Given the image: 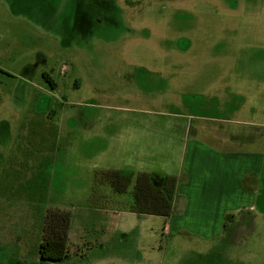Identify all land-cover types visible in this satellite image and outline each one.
Here are the masks:
<instances>
[{"label":"rangeland","instance_id":"1","mask_svg":"<svg viewBox=\"0 0 264 264\" xmlns=\"http://www.w3.org/2000/svg\"><path fill=\"white\" fill-rule=\"evenodd\" d=\"M238 84L264 111V0H0V187L23 182L8 166L25 150L61 151L48 187L54 150L26 171L29 195H1L0 264H264L262 195L256 212L230 213L254 224L227 235L209 210L167 232L181 201L172 219L140 218L135 176L123 194L102 178L174 177L189 127L264 126V113L230 114ZM49 209L72 217L61 263L39 259Z\"/></svg>","mask_w":264,"mask_h":264},{"label":"crops","instance_id":"2","mask_svg":"<svg viewBox=\"0 0 264 264\" xmlns=\"http://www.w3.org/2000/svg\"><path fill=\"white\" fill-rule=\"evenodd\" d=\"M249 81L252 80L249 79ZM254 82L260 84L262 80L259 79ZM239 86L238 84L236 87L238 89L236 95L241 100V104L234 108L230 114L232 116L243 114L248 115V117H256L260 113H264L262 106L253 104L251 100V97L258 93V90L253 88L252 91H248L244 90V86L241 85V88ZM221 121L227 125L241 126V128L220 130L219 128L208 129L204 126V128L194 130L189 127V130L185 131L187 126L185 127L182 167L180 171L179 169L176 171L174 176L181 178L176 190L180 201L183 203L184 211L179 219L170 221L171 225L165 228L167 232L171 231L174 226L175 232L187 233L189 230L184 229V227L176 228V224L187 218L196 222L195 218L203 217L205 210H209L221 212V221L218 225L222 227L226 222V217H232L223 232L224 236L227 235L229 228H233L235 224L244 228L253 221L251 218L247 220L241 216L234 217L230 213L256 212V206L261 195L264 204V126L254 122ZM126 169L130 170L133 176L137 175V172L129 167H124V169L116 172ZM148 173L160 176L167 175L163 170L157 169ZM190 206L191 216L188 215ZM112 215L117 221V215ZM136 216L151 218L148 215ZM101 219L103 218L101 217ZM71 220L69 239L71 237Z\"/></svg>","mask_w":264,"mask_h":264},{"label":"trees","instance_id":"3","mask_svg":"<svg viewBox=\"0 0 264 264\" xmlns=\"http://www.w3.org/2000/svg\"><path fill=\"white\" fill-rule=\"evenodd\" d=\"M103 180L111 186L114 193L123 194L133 179L130 170L107 173ZM179 180L176 177L140 173L135 176L132 189V203L129 211L136 215L163 217L172 219L179 215L177 212L180 197L177 195ZM231 216L226 217L223 231ZM71 215L58 209H49L43 220V238L38 253L41 261L61 263L69 257L68 239Z\"/></svg>","mask_w":264,"mask_h":264},{"label":"flooded vegetation","instance_id":"4","mask_svg":"<svg viewBox=\"0 0 264 264\" xmlns=\"http://www.w3.org/2000/svg\"><path fill=\"white\" fill-rule=\"evenodd\" d=\"M52 146H53L52 143H50V145L47 148H44L46 151L43 150V149H42V151L41 150L37 151V149L36 150H33V149L31 150L30 148L28 150H25L23 153L26 152V155H24L22 157H26L27 156V159H20V160L19 159H14V160H11V163H9V166H8L9 167V169H8L9 175L14 176L15 174H17V171H18V172H20V174H23V180L22 181L25 182L24 178L26 176V171H27V173L30 170L32 171V169H33L32 163L35 161L36 156L42 155L43 153H50V151L54 150L55 153H56V156L53 157L54 160L53 161L51 160L50 163L48 164V168L45 171L44 178H42V180H41V182L43 180H45V182H46L45 183V187L46 186L48 187V185L50 183V178L47 179L48 178L47 171H51L52 170V167H53L54 163L59 164L57 160H60V158H57V156L59 155L58 154L59 152L61 153L59 148H57L56 146H54V147H52ZM49 148L51 150H49ZM58 150H59V152H58ZM17 152L19 153V151H17ZM32 175H33V173H32ZM23 182L17 184V187L15 185H12V186H9V185L1 186L0 187V198H1V195H3V199L4 200L5 199L11 200V199H14V198L16 199V197L19 199L21 197V194L24 193L25 190H26V193L29 195L30 190L26 189V186H25V184ZM47 191H48V188H46V190H45L46 193H44V195H48ZM28 198H30V196H28Z\"/></svg>","mask_w":264,"mask_h":264}]
</instances>
